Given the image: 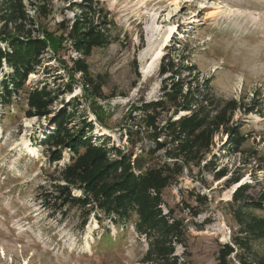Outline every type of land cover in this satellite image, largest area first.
<instances>
[{
    "label": "rangeland",
    "instance_id": "rangeland-1",
    "mask_svg": "<svg viewBox=\"0 0 264 264\" xmlns=\"http://www.w3.org/2000/svg\"><path fill=\"white\" fill-rule=\"evenodd\" d=\"M92 2L99 12L92 22L105 29L110 42L83 57L68 37L80 16L81 0H24L35 23L32 38L48 39L54 46H48L41 65L28 75L24 91L13 96L8 107L0 102V264H146L142 259L148 246L134 229L135 217L118 226L95 209L85 220L81 209L65 206L54 211L42 205L72 157L64 149L61 160L52 162L53 149L45 141L55 132L56 119L66 112L73 115L68 128L86 132L84 122L92 127V143L100 145L105 138L111 149L139 157L155 147L153 129L144 118L150 112L147 105L162 99L163 88L169 90L173 77L183 82L184 92L190 85L209 95L213 109L229 100L241 105L231 122L244 140L238 152H232L225 134L217 133L210 153L198 166L184 168L162 194L163 213L171 210L187 231L184 244L175 246L178 264H217L219 246L229 243L237 229L226 205L234 189L250 184L254 196L264 188V0ZM3 28L0 20V32ZM169 30L162 55L145 77ZM7 47L0 40V48ZM78 59H84L88 75L102 85V98L85 86L81 73H73ZM168 60L178 68L162 75ZM11 73L2 62L0 83ZM42 85L57 96L50 113L27 118L26 93ZM66 86H71V93ZM164 103L167 111L156 115V130L161 132L157 140L163 143L162 127L188 114L174 112L170 102ZM163 161L171 162L159 150L145 158V165ZM218 170L226 172L219 180L214 176ZM237 177L239 185L227 184ZM73 193L80 196L79 191ZM197 196H205L207 203ZM193 211L199 215L193 217ZM255 214L264 216L261 211ZM254 249L264 254V241L255 242Z\"/></svg>",
    "mask_w": 264,
    "mask_h": 264
},
{
    "label": "trees",
    "instance_id": "trees-1",
    "mask_svg": "<svg viewBox=\"0 0 264 264\" xmlns=\"http://www.w3.org/2000/svg\"><path fill=\"white\" fill-rule=\"evenodd\" d=\"M0 6V20L4 26L0 40L8 46L7 49L0 48V69L2 62L12 69L11 75L0 83V102L3 107H8L12 97L24 91L28 75L41 65L42 55L48 46L53 47L54 44L45 38H32L35 23L27 13L24 0H0ZM77 7L80 16L73 22L68 37L73 50L88 57L93 50L106 48L110 41L105 29L92 22V17L99 13L92 0H81ZM42 14L44 17V12ZM9 25L13 27L12 31L8 29ZM73 65V73H81L85 86L93 89L94 96L102 98V85L88 75L84 59L76 60ZM177 68L168 60L162 65L161 74L172 73ZM169 82V90L163 88L162 99L150 103L147 105L150 109H145V112L150 110L144 118L146 126L153 129L151 138L155 147L144 150L139 157L132 159L131 153L111 149L105 138L100 145L92 143V127L84 122L86 132L68 128L67 123L73 115L66 112L56 119L55 132L45 141L49 149H53L50 150L52 162L61 160L64 149H68L72 157L70 163L60 169L51 185L52 190L44 195L42 205L54 211L65 206L81 209L85 211V220L95 209L118 226L132 222L135 217L134 229L145 238L148 246L142 259L146 264H178L175 246L183 245L187 235L182 220L175 219L171 210L163 213L164 190L177 181L184 168L199 165L210 153L217 133L226 135L233 153L238 152L244 141L231 124L235 111L241 108L238 102L229 100L220 109H213L209 95L190 85L184 92V84L179 78L175 80L173 77ZM65 90L71 93L72 88L66 86ZM56 97L55 92L45 85L27 91V118L45 117ZM164 101L172 104L174 112L180 110L188 114L170 120L162 127L166 138L163 143L157 140L161 132L156 130V115L167 111ZM71 106L75 109L78 103ZM159 150H164L165 157L171 162L163 161L147 167L145 158L152 157ZM111 153L114 155L112 158ZM214 176L219 180L226 176V172L218 170ZM239 180L237 177L227 184H238ZM253 189L250 184H240L226 204L237 229L229 243L219 246L217 264H264V254L254 249L255 242L264 241V216L255 214V211L264 213V188L252 196ZM73 191H79L80 196H75ZM196 200L207 203L205 196H197ZM198 215V211H193V217Z\"/></svg>",
    "mask_w": 264,
    "mask_h": 264
},
{
    "label": "bare ground",
    "instance_id": "bare-ground-1",
    "mask_svg": "<svg viewBox=\"0 0 264 264\" xmlns=\"http://www.w3.org/2000/svg\"><path fill=\"white\" fill-rule=\"evenodd\" d=\"M171 32L172 31L169 30L167 32V34L163 36L160 45L156 49L154 55L151 57V62H150V65L148 66L149 68L144 72V76L145 77H148L149 76V74L151 73V70H152V66L157 62V60H159V57L162 55V48L166 44V42H168V39L170 38ZM28 152H31V150H29Z\"/></svg>",
    "mask_w": 264,
    "mask_h": 264
}]
</instances>
